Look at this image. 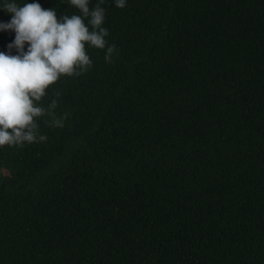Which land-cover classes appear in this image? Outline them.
<instances>
[{"label":"trees","instance_id":"trees-1","mask_svg":"<svg viewBox=\"0 0 264 264\" xmlns=\"http://www.w3.org/2000/svg\"><path fill=\"white\" fill-rule=\"evenodd\" d=\"M96 5L111 62L86 45L36 102L46 140L0 146V264H264V0Z\"/></svg>","mask_w":264,"mask_h":264},{"label":"clouds","instance_id":"clouds-1","mask_svg":"<svg viewBox=\"0 0 264 264\" xmlns=\"http://www.w3.org/2000/svg\"><path fill=\"white\" fill-rule=\"evenodd\" d=\"M71 6L82 15H65L57 18L53 9H44L40 3H25L16 0L3 5L12 14L9 23H0V30H14L15 40L8 45L15 48L16 55L0 52V146L20 145L46 140L37 137L36 118L46 110L37 106L47 89L58 82L61 76L79 75L91 67L86 45L107 52L105 59L111 62L116 46H107L108 30L102 25L105 10L99 5L90 10L89 0H69ZM126 0H116L118 8H124ZM90 17L89 30L84 18ZM28 45L25 51V45ZM53 101L51 108H55ZM53 125L63 126V121L54 119Z\"/></svg>","mask_w":264,"mask_h":264}]
</instances>
